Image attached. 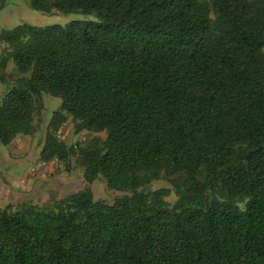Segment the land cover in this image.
I'll use <instances>...</instances> for the list:
<instances>
[{"label":"trees","instance_id":"1","mask_svg":"<svg viewBox=\"0 0 264 264\" xmlns=\"http://www.w3.org/2000/svg\"><path fill=\"white\" fill-rule=\"evenodd\" d=\"M29 3L94 18L0 30V142L60 98L39 161L83 186L0 207V264H264V0Z\"/></svg>","mask_w":264,"mask_h":264},{"label":"rangeland","instance_id":"2","mask_svg":"<svg viewBox=\"0 0 264 264\" xmlns=\"http://www.w3.org/2000/svg\"><path fill=\"white\" fill-rule=\"evenodd\" d=\"M91 18L94 16L80 12L44 13L32 8L29 0H0V30L10 29L25 22L40 27L54 24L65 26L73 20ZM20 75L22 73L19 72L13 59H10L5 69L7 82H0V91L8 83L12 84L14 79ZM41 101V115L36 118V120H41V125L37 132L34 135H21L9 144L0 142V207L15 200L19 201L25 193L26 197L45 201L50 193L60 197L83 186V179L79 172L81 170L79 167L77 169L73 163L66 167L63 162H59L58 165L61 168H55L52 160L44 164L39 161L41 145L38 144V139L45 131V124H48L52 113L59 108L61 99L48 92H43ZM63 133H67V140L68 136H70L69 140L81 137L80 134L73 135L69 128ZM17 142L20 143L16 145ZM41 169L45 170L41 171ZM164 184V181H159L153 187ZM91 189L95 199H106L113 196V193L106 188L103 179L94 182Z\"/></svg>","mask_w":264,"mask_h":264},{"label":"crops","instance_id":"3","mask_svg":"<svg viewBox=\"0 0 264 264\" xmlns=\"http://www.w3.org/2000/svg\"><path fill=\"white\" fill-rule=\"evenodd\" d=\"M20 142H17L16 143V145H18ZM45 169H41V171H44ZM25 185V184H24ZM8 187V186H7ZM5 189H6V187H4ZM19 188H21V185H19ZM25 198H26V193H25V196H24ZM24 197L23 198H21L19 201H17V200H15L14 202H12V203H17V202H20L21 200H23L24 199Z\"/></svg>","mask_w":264,"mask_h":264}]
</instances>
